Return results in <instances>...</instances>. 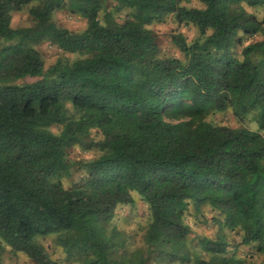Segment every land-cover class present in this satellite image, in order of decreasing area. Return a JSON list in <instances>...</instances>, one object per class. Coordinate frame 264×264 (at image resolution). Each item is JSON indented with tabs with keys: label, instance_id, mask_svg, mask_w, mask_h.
<instances>
[{
	"label": "trees",
	"instance_id": "trees-1",
	"mask_svg": "<svg viewBox=\"0 0 264 264\" xmlns=\"http://www.w3.org/2000/svg\"><path fill=\"white\" fill-rule=\"evenodd\" d=\"M108 2L128 10L122 23L110 12L100 21ZM187 2L0 0V264L5 254L59 264L36 243L49 236L68 263L245 264L228 253L233 234L264 261V41L234 54L245 38H264V18L242 6L264 10V0ZM28 6L34 26L13 29L12 14ZM56 10L85 29L57 27ZM167 16L198 30L192 44L172 38L185 62L161 58L147 28ZM43 41L79 58L45 70L34 48ZM227 110L239 123L253 114L260 131L209 120ZM91 129L101 154L80 164V185L65 187L66 151ZM133 193L149 207L148 254L127 252L107 228ZM190 205L216 214V236L196 240L202 257L189 248Z\"/></svg>",
	"mask_w": 264,
	"mask_h": 264
},
{
	"label": "rangeland",
	"instance_id": "rangeland-1",
	"mask_svg": "<svg viewBox=\"0 0 264 264\" xmlns=\"http://www.w3.org/2000/svg\"><path fill=\"white\" fill-rule=\"evenodd\" d=\"M37 5L33 3L31 6ZM115 3L108 2L104 11L100 13L99 18L102 22L105 12H110L116 23H122L128 10H121L117 12L115 10ZM182 6L186 8H202L203 5L200 0H188L187 3H183ZM247 13L253 14L258 20L264 18V10L261 8H250L246 5H242ZM235 7V6H234ZM30 6L24 8L22 11L13 13L11 19V27L13 29L29 28L34 26V21L29 15ZM52 21L55 25L61 29H66L71 33H80L86 27V22L78 15H72L64 10H56L52 15ZM155 36L156 43L159 49L161 58H173L185 62L183 54L174 46L172 38L176 35H181L187 44L200 39L198 30L191 25H178L172 16H167L160 23H153L147 27ZM264 41V38L260 35L253 37H247L243 40L242 45L238 46L234 50V54L239 56L242 47ZM39 52L41 60L44 64V69L47 70L51 67L56 60L63 59L69 62H73L78 59L76 54H68L60 50L56 45L50 41H43L34 46ZM209 120L219 126H227L231 128L246 127L251 131H260L256 122L253 119V114L246 116L242 123L235 120L229 110L222 113H215L209 116ZM51 131L59 134L60 128L53 127ZM263 134V131H260ZM103 141V137L99 130L91 129L86 138L82 139L80 144L71 145L66 151V158L68 162L73 166L70 176L63 180L65 187H72L80 185L84 178V173L80 168V164L93 159H96L100 153V143ZM90 146V147H89ZM134 203L131 205H118L115 208L112 221L107 226L108 231H114L118 235L119 239L124 243V250L127 252H133L140 250L143 254H148L147 248L143 241L144 231L147 228L150 220L149 207L141 200L136 194H132ZM216 214L210 207L204 206L200 210L196 211L190 205L188 211L185 214L184 222L190 228L193 243L189 242V248L192 253L196 252L201 257L203 253L199 246L196 245V240L200 238H214L218 232V227L215 225L213 218ZM36 243L43 246L50 258L59 264H77L68 263L65 261L64 253L58 246L54 236L46 238H37ZM229 254H234L235 257L244 260L245 264H264L263 257L259 255L253 245H241L240 239L237 235L233 234L229 236ZM1 264H34L23 254H19L16 257L10 254L3 256ZM147 264H157L154 260L148 261Z\"/></svg>",
	"mask_w": 264,
	"mask_h": 264
}]
</instances>
